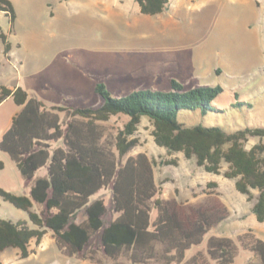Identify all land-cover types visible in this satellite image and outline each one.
<instances>
[{
  "label": "rangeland",
  "instance_id": "obj_1",
  "mask_svg": "<svg viewBox=\"0 0 264 264\" xmlns=\"http://www.w3.org/2000/svg\"><path fill=\"white\" fill-rule=\"evenodd\" d=\"M11 1L17 13L14 26L0 11V25L13 46L7 55L0 42V84L8 88L21 86L49 106L87 108L104 103L95 91L99 83L115 97L143 89L168 92L173 80L186 90L220 85L224 91L213 103L219 111H181L178 120L187 127L220 126L229 132L264 127V0H170L168 9L154 16L141 13L136 0ZM20 109L11 97L0 105V138ZM127 120L113 117L105 123L107 131L116 134ZM152 131L144 118L135 135L139 144L128 156L144 152L158 162L154 171L161 197L196 206L219 200L230 212L201 246L187 253V260L199 252L208 259L206 244L212 235L238 241L250 232L264 241V223L257 221L253 202L236 189L234 179L206 172L183 153L169 154L155 143ZM257 142L251 139L248 147ZM170 159H177L178 166L161 163ZM0 160L5 163L0 185L25 194L29 186L16 163L1 150ZM226 169L224 164L222 172ZM99 197L111 207V190H102ZM33 209L42 212L45 207L35 204ZM156 215L154 210L153 219ZM116 216L110 210L106 223ZM0 218L27 220L33 226L25 211L1 197ZM85 218L81 211L77 221ZM95 242L91 248H97ZM238 248L234 264H261L260 257L239 243ZM30 249L24 259L19 249H6L0 264H130L109 260L102 252L97 255L100 263L67 256L52 231L41 245L33 241Z\"/></svg>",
  "mask_w": 264,
  "mask_h": 264
},
{
  "label": "trees",
  "instance_id": "obj_2",
  "mask_svg": "<svg viewBox=\"0 0 264 264\" xmlns=\"http://www.w3.org/2000/svg\"><path fill=\"white\" fill-rule=\"evenodd\" d=\"M136 1L141 13L150 16L165 12L170 4V0ZM0 11L14 26L17 13L12 1L0 0ZM0 42L8 55L12 44L1 25ZM95 91L104 100L101 106L75 108L48 106L21 86L11 89L0 84V105L11 97L21 107L0 140V150L16 163L30 186L29 194H16L0 185V197L25 211L33 225L0 218V253L16 248L21 258H27L31 243L41 245L52 231L64 254L97 263L102 252L109 260L126 259L130 264H234L239 243L264 264V241L250 232L238 241L212 235L206 244L208 259L199 252L187 260V253L229 218V209L219 200L199 206L165 200L155 177L158 162L144 152L128 156L139 144L135 135L147 118L158 146L169 154L195 158L208 173L234 179L236 189L253 202L257 221L264 223V127L229 132L220 126L187 127L178 120L181 111L203 115L219 111L213 103L224 91L220 85L186 90L173 80L168 92L143 89L115 97L99 83ZM115 116L128 120L110 134L105 123ZM251 139L259 142L248 147ZM161 163L178 166L179 162ZM224 164L227 169L222 172ZM4 168L0 160V171ZM43 168L47 174L37 176ZM102 190H111V207L103 197L95 198ZM35 204L45 209L38 212ZM110 210L117 216L106 223ZM81 211L86 218L78 222ZM97 239V248H91Z\"/></svg>",
  "mask_w": 264,
  "mask_h": 264
},
{
  "label": "crops",
  "instance_id": "obj_3",
  "mask_svg": "<svg viewBox=\"0 0 264 264\" xmlns=\"http://www.w3.org/2000/svg\"><path fill=\"white\" fill-rule=\"evenodd\" d=\"M102 2H103V0L101 1V3H102ZM91 3H92V4H99V3H100V0H94V1H91ZM107 3H108V1H107ZM2 28H3V27H2ZM3 30H4V29H3ZM4 32H5V31H4ZM12 47H13V46H12ZM11 51H12V49H11ZM11 51H10V52H11ZM25 90H26V89H25ZM26 91H27V90H26ZM9 98H10V97H9ZM7 99H8V98H7ZM7 99H6V100H7ZM37 99H39V98H37ZM39 100H42V99H39ZM42 101H43V100H42ZM43 102H44V101H43ZM44 103H45V102H44ZM48 106H49V105H48ZM53 106H54V105H53ZM20 108H21V107H20ZM20 110H21V109H20ZM17 113H18V112H17ZM13 117H14V116H13ZM13 117H12V118H13ZM11 122H12V120H11ZM10 125H11V123H10ZM9 127H10V126H9ZM9 127H8V128H9ZM8 128H7V129H8ZM7 129H6V130H7ZM5 132H6V131H5ZM5 132H4V133H5ZM4 133H3V134H4ZM2 136H3V135H2ZM1 138H2V137H1ZM1 138H0V140H1ZM44 169H46V172H43V173H42V170H44ZM46 174H47V168H43V169L39 170V171L37 172L36 175H37V176H44V175H46ZM28 186H29V185H28ZM29 191H30V186L28 187V191H27L25 194H29Z\"/></svg>",
  "mask_w": 264,
  "mask_h": 264
}]
</instances>
